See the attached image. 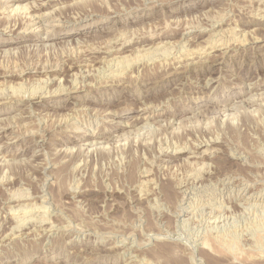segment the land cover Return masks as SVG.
I'll return each instance as SVG.
<instances>
[{
	"label": "rangeland",
	"instance_id": "1",
	"mask_svg": "<svg viewBox=\"0 0 264 264\" xmlns=\"http://www.w3.org/2000/svg\"><path fill=\"white\" fill-rule=\"evenodd\" d=\"M11 4L0 264H264V0Z\"/></svg>",
	"mask_w": 264,
	"mask_h": 264
},
{
	"label": "bare ground",
	"instance_id": "2",
	"mask_svg": "<svg viewBox=\"0 0 264 264\" xmlns=\"http://www.w3.org/2000/svg\"><path fill=\"white\" fill-rule=\"evenodd\" d=\"M262 1V0H261ZM22 2H24V0H11V5H13V3H18V5H19V3H22ZM261 4V3H260ZM26 7V6H25ZM24 8V7H23ZM25 10V9H24ZM44 15V14H43ZM9 17V16H8ZM32 17V16H31ZM35 17V19H34V21H37V20H39L38 22H35L34 24H39L40 22H41V20H42V18H43V16H41V15H35L34 16ZM45 18V17H44ZM10 19V18H9ZM48 23V22H47ZM47 25V24H46ZM41 27V26H40ZM39 27V28H40ZM45 27V26H44ZM23 31V30H22ZM233 31V30H232ZM48 34V33H47ZM208 34V33H207ZM226 34V33H225ZM213 37V36H212ZM233 39V38H232ZM241 41V40H240ZM218 42V41H217ZM181 43V42H180ZM228 43H229V41H228ZM233 43H235V42H233ZM236 43L238 44V40H236ZM235 43V44H236ZM240 43V42H239ZM245 43V42H244ZM243 43V44H244ZM254 43V42H253ZM223 44V43H222ZM236 44V45H237ZM159 45V44H158ZM209 45V44H208ZM227 45H229V44H227ZM257 45V44H256ZM218 46V45H217ZM217 46H216V48H217ZM225 46V45H224ZM230 46V45H229ZM239 46V45H238ZM162 47V46H161ZM181 47V46H180ZM214 47V46H213ZM222 47V46H221ZM226 47V46H225ZM218 48H220V46L218 47ZM227 48V47H226ZM225 48V49H226ZM173 49V48H172ZM203 49V48H202ZM213 49V48H212ZM224 49V48H223ZM169 50V49H168ZM185 50V49H184ZM197 50V49H196ZM222 50V49H221ZM160 51V50H159ZM167 51V50H166ZM227 51V50H226ZM152 52V51H151ZM221 52H223V51H221ZM170 53V52H169ZM174 53V52H173ZM196 53V52H195ZM198 53V52H197ZM204 53H205V51H204ZM225 53V52H224ZM166 54V53H165ZM178 54V53H177ZM199 54H200V52H199ZM199 54H197V55H199ZM147 55V54H146ZM191 55V54H190ZM192 55H194V53H192ZM196 56V55H195ZM150 57V56H149ZM178 57V56H177ZM197 57V56H196ZM200 57V56H199ZM209 57V56H208ZM164 58H166V57H164ZM181 58V57H180ZM186 58V57H185ZM194 58V57H193ZM192 59V58H191ZM206 59H209V58H206ZM205 59V62L207 61ZM124 60V59H123ZM193 60V59H192ZM202 60V59H201ZM147 61V60H146ZM152 61V60H151ZM121 62V61H120ZM190 62V61H189ZM188 62V63H189ZM196 62V61H195ZM176 63V62H175ZM187 63V62H186ZM187 63V64H188ZM191 63V62H190ZM206 63H208L209 64V62L207 61ZM149 64V63H148ZM194 64V63H193ZM214 64V63H213ZM190 65V64H189ZM124 70V69H123ZM187 71V70H186ZM116 73V72H115ZM190 75V74H189ZM104 77V76H103ZM131 77V76H130ZM232 79V78H231ZM48 80V79H47ZM174 80V79H173ZM161 81V80H160ZM209 81V80H208ZM166 82V81H165ZM125 84V83H124ZM211 84V83H210ZM246 84V83H245ZM205 85H207V84H205ZM250 87V86H249ZM248 87V88H249ZM252 89V88H251ZM251 89H250V91H251ZM72 91V90H71ZM249 92V91H248ZM246 93V92H245ZM245 93H243V94H245ZM235 98V97H234ZM230 100H232V98H230V99H228V100H226V102L224 103V108H226V107H229V103H228V101H230ZM144 103V102H143ZM229 104V105H228ZM228 105V106H227ZM141 108H142V106H141ZM227 110H232L233 109V106H231V107H229V108H226ZM190 111V110H189ZM226 112V111H225ZM160 117V116H159ZM146 119V118H145ZM144 120V119H143ZM171 121V120H170ZM173 122V121H172ZM172 122H170V124H174V122L172 123ZM149 125V124H148ZM147 125V126H148ZM85 126V125H84ZM87 126V125H86ZM152 126V125H151ZM171 126V125H170ZM144 127H146V125L144 124ZM156 129V128H155ZM155 131V130H154ZM21 135V134H20ZM182 147V146H181ZM198 149V148H197ZM182 150V149H181ZM185 150V149H184ZM200 154V153H199ZM207 154V153H206ZM197 156V158H198V155H196ZM231 156V155H230ZM233 156V155H232ZM192 158H194V157H192ZM195 159V158H194ZM5 161V160H4ZM170 162V161H169ZM188 164V163H187ZM203 164V163H202ZM183 165V164H182ZM205 166V165H204ZM207 166V165H206ZM197 174V173H196ZM209 177V176H208ZM188 178V177H187ZM219 179V178H218ZM182 182V181H181ZM200 184V183H199ZM204 184V183H203ZM212 185V184H211ZM237 185V184H236ZM204 188V187H203ZM246 191V190H245ZM13 197V196H12ZM181 201V200H180ZM52 202V201H51ZM27 204V203H26ZM32 205V204H31ZM41 207V206H40ZM41 208H43V207H41ZM37 209V208H36ZM48 209V208H47ZM17 213V212H16ZM11 214V213H10ZM32 214V213H31ZM19 215V214H18ZM15 216V215H14ZM25 217V216H24ZM39 217V216H38ZM26 219V218H25ZM30 219V218H29ZM41 219V218H40ZM18 221H20V220H18ZM45 228V227H44ZM53 228V227H52ZM31 231V230H30ZM256 234V233H255ZM261 235V234H260ZM256 236V235H255ZM254 236V237H255ZM258 236V235H257ZM264 237V236H263ZM155 238V237H154ZM216 238V237H215ZM258 238H260V237H256V239H258ZM207 239V238H206ZM225 239H227V238H225ZM252 239V238H251ZM210 240H212V239H209V243H211V242H214V241H210ZM217 240V239H216ZM207 241H205V242H207ZM146 242V241H145ZM224 242V241H223ZM235 242V241H234ZM204 243V242H203ZM217 243V242H216ZM205 244V243H204ZM212 244V243H211ZM231 244V243H230ZM209 245V244H208ZM207 245V246H208ZM215 245V244H214ZM213 245V246H214ZM234 245H235V243H234ZM205 246H206V244H205ZM217 246V245H216ZM231 246V245H230ZM237 246V245H236ZM209 247H211V246H209ZM215 247V246H214ZM222 247V246H221ZM216 248V247H215ZM215 248H214V250H215ZM218 248H220V247H218ZM218 248H216V249H218ZM231 248V247H230ZM212 249V248H211ZM224 249H225V247H224ZM210 250V249H209ZM222 250V249H221ZM225 251V250H224ZM245 254V253H244ZM251 256V255H250ZM130 258V257H129ZM249 259H252L251 257L249 258ZM143 260V259H142Z\"/></svg>",
	"mask_w": 264,
	"mask_h": 264
}]
</instances>
